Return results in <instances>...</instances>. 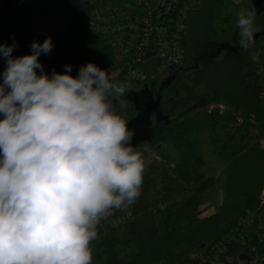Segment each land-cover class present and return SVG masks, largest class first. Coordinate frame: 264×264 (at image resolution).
I'll list each match as a JSON object with an SVG mask.
<instances>
[{
    "label": "trees",
    "instance_id": "trees-1",
    "mask_svg": "<svg viewBox=\"0 0 264 264\" xmlns=\"http://www.w3.org/2000/svg\"><path fill=\"white\" fill-rule=\"evenodd\" d=\"M62 1L1 0L0 44L15 40L12 56L20 57L31 54L33 41L51 37V52L38 58L49 77L53 70L64 74L65 65L72 66L73 77L90 62L115 65L112 49L89 39L90 6L74 1L61 26ZM262 1L203 0L189 19L183 62L114 99V112L134 130L130 143L144 160L143 183L134 204L113 209L98 226L95 264H249L241 256L264 244V232L258 235L249 222L264 186V77L257 70L264 63ZM240 9L256 13L255 42L242 66H229L219 57L235 38ZM204 33L213 34L220 46L195 56L191 49ZM6 66L0 54V84ZM140 91L148 93L146 99L130 98ZM147 104L149 117L142 121ZM205 140L219 166L208 161ZM150 144L164 148L160 160L147 159ZM217 174L222 200L205 213L214 205L209 190L216 187Z\"/></svg>",
    "mask_w": 264,
    "mask_h": 264
},
{
    "label": "clouds",
    "instance_id": "clouds-1",
    "mask_svg": "<svg viewBox=\"0 0 264 264\" xmlns=\"http://www.w3.org/2000/svg\"><path fill=\"white\" fill-rule=\"evenodd\" d=\"M255 16L237 12L241 50L255 42ZM16 46L0 44V264H92L101 221L134 204L143 183L134 130L109 101L131 86L91 62L78 77L71 65L49 77L38 58L51 37L28 55L13 57Z\"/></svg>",
    "mask_w": 264,
    "mask_h": 264
},
{
    "label": "built area",
    "instance_id": "built-area-1",
    "mask_svg": "<svg viewBox=\"0 0 264 264\" xmlns=\"http://www.w3.org/2000/svg\"><path fill=\"white\" fill-rule=\"evenodd\" d=\"M74 1L90 6L89 39L110 47L116 60L115 65H96L106 70L109 78L122 76L123 82L131 86L126 94L135 91L134 84L165 75L183 62L189 19L203 5V0H63L61 26L66 24ZM234 1L243 4L248 0ZM257 70L264 77V63L259 62ZM261 88L264 98V82ZM114 99L109 97L113 111ZM154 157L161 159L160 154ZM250 218L258 235L263 233L264 186ZM245 260L249 264H264V244L253 245Z\"/></svg>",
    "mask_w": 264,
    "mask_h": 264
},
{
    "label": "rangeland",
    "instance_id": "rangeland-1",
    "mask_svg": "<svg viewBox=\"0 0 264 264\" xmlns=\"http://www.w3.org/2000/svg\"><path fill=\"white\" fill-rule=\"evenodd\" d=\"M239 30L235 34L234 40L230 43L228 46V50L223 53V56L219 57V60L223 59L226 57V64L229 66L232 65H238L242 66L245 62V59H247L250 56V51L251 48L247 51L241 50L238 40H239V35H238ZM220 46L219 42L215 40L213 34H207L204 33V35H201L198 37L194 45L191 49L192 54L195 56H208L216 51V49ZM223 57V58H222ZM140 98V100L146 99L148 96V93L146 91H140L137 94ZM164 148L159 147L157 148L155 145L150 144L148 145L147 150H146V157L147 159L150 158H155L154 155L159 154ZM135 151H138L137 148ZM203 150L205 151L208 161L212 163V165L219 166V163L215 156V153L213 151L212 145L209 143V141L205 140L203 142ZM156 159V158H155ZM219 173V172H218ZM216 187H212L209 190V194L214 202V205L212 207H209L205 210V213H209L212 210L215 209V205H218L221 203L222 200V190L219 187V184L222 183V178L220 174H217V179H216ZM93 248V259H92V264H95L96 258H95V249L94 246L92 245Z\"/></svg>",
    "mask_w": 264,
    "mask_h": 264
},
{
    "label": "water",
    "instance_id": "water-1",
    "mask_svg": "<svg viewBox=\"0 0 264 264\" xmlns=\"http://www.w3.org/2000/svg\"><path fill=\"white\" fill-rule=\"evenodd\" d=\"M261 0H257V2L256 3H258V2H260ZM134 97V99L135 100H137V99H140L139 98V96L137 95V94H130V98H133ZM157 101H159V98H158V100ZM150 105H143V109H142V111H141V114L139 115V119H141L142 121H144V120H146V118H148L149 117V110H150V107H149ZM154 106V105H153ZM139 135H141V133H138V135L137 136H139ZM138 138H141L140 136L138 137ZM144 138V137H143ZM139 140V139H138ZM248 258V255H242L241 256V259H247Z\"/></svg>",
    "mask_w": 264,
    "mask_h": 264
}]
</instances>
